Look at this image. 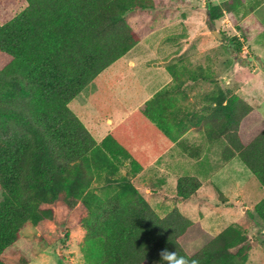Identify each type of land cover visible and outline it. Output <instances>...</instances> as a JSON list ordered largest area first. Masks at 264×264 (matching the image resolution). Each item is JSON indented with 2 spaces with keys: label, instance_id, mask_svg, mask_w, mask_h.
Instances as JSON below:
<instances>
[{
  "label": "trees",
  "instance_id": "16d2710c",
  "mask_svg": "<svg viewBox=\"0 0 264 264\" xmlns=\"http://www.w3.org/2000/svg\"><path fill=\"white\" fill-rule=\"evenodd\" d=\"M24 1L18 13L0 23V264H5L3 251L17 239L22 223L40 204L55 201L68 209L78 204L84 208L80 249L87 264H160L165 248L198 264H245L255 240L248 243L234 226L188 255L178 239L188 232L194 237L188 245L192 247L200 239L192 229L195 223L177 208L159 217L129 181L147 162L140 145L154 143L159 135L182 144L177 141L181 132L169 127L173 120L171 124L161 114L147 112L149 105L162 107L161 100L147 101L99 143L67 106L137 42L123 20L126 10L152 9V1ZM227 6L225 12L231 15L238 0H229ZM206 9L210 21L221 16V11L212 13L209 2ZM232 40L238 49L240 43ZM210 96L205 138H222L221 159L236 157L264 191V128L249 140L239 130L245 116L257 113L228 90L218 88ZM123 160H128V170L115 179ZM101 178L117 184L107 196L92 188ZM199 186L195 177L178 176L174 195L192 199ZM249 209L264 227V196Z\"/></svg>",
  "mask_w": 264,
  "mask_h": 264
},
{
  "label": "rangeland",
  "instance_id": "374dc122",
  "mask_svg": "<svg viewBox=\"0 0 264 264\" xmlns=\"http://www.w3.org/2000/svg\"><path fill=\"white\" fill-rule=\"evenodd\" d=\"M151 1L152 9L126 10L124 22L131 24L138 35L143 32L142 28L137 30L141 25L160 28L153 40L156 56L172 55V58L166 69L163 66L159 69L163 68L170 74L177 92H182L179 90L182 85L187 86L185 94L192 98V111L197 112L200 105L202 112L209 113L210 95L216 93L220 86L224 87L221 79H227L230 90H236L235 95L257 113L245 116L239 125L240 135L246 140L252 138L264 128V1L252 14H244L242 18H237L236 9L231 15L225 12L228 0ZM206 2L213 7L214 15L221 11V16L210 21ZM24 6V0H0V23L11 19ZM212 30L220 33V37ZM232 39L240 43L238 49ZM145 44L148 43L144 40L139 45ZM97 101L98 97H94L93 103ZM68 107L71 109L70 103ZM200 133L201 129L193 136L190 134L191 142L200 141ZM177 145L173 150L185 147L183 143ZM207 150L205 144V154L198 161L181 162V158H172L170 162L173 164L162 165L176 173H169L170 176L173 174L172 179L165 182L164 187L170 191L163 200L157 194L158 202L163 204L165 212L177 208L195 223L192 229L200 239H196L198 241L192 247L188 248V245L195 242L194 237L188 232L178 239L188 255L226 227L234 226L246 236L248 243L255 240V245L247 251L248 264H264V227L249 209L263 197L264 191L236 157L221 162L209 159ZM117 174L113 175L115 179L120 177ZM182 175L195 177L201 184L191 200L177 198L172 190L174 177ZM152 183L156 184L155 181ZM116 187V183L105 184L102 178L92 183V188L100 196L109 195ZM2 197L0 189V201ZM84 213L80 204L71 209L61 201L40 204L22 223L17 239L3 251V262L87 264L80 249L84 233L79 221ZM33 216L40 220L33 221Z\"/></svg>",
  "mask_w": 264,
  "mask_h": 264
},
{
  "label": "crops",
  "instance_id": "0c3cea01",
  "mask_svg": "<svg viewBox=\"0 0 264 264\" xmlns=\"http://www.w3.org/2000/svg\"><path fill=\"white\" fill-rule=\"evenodd\" d=\"M222 1L225 0H220L219 2ZM263 1L238 0L237 18H242L247 13L252 14ZM129 26L135 32L133 26L131 24ZM141 28L142 34L138 35L135 32L138 36L137 42L84 85L69 100L67 106L70 103L71 109L68 108L82 123L93 140L99 143L111 129L123 122L133 112L144 109L147 101L151 99L161 100L162 107L155 108L149 105L147 112L150 114H161L165 122L168 120L171 123L173 120L175 122L174 125L169 127L172 131L174 129L175 132H181L177 141L180 140L181 143L185 144L188 150L184 151L178 147L174 151L173 147L177 143L169 140L166 135H159L154 143H144L139 146V149L143 150L147 156V162L139 172L128 176V179L155 213L162 217L168 211L165 212L163 210V204L161 205L158 202V198L160 197L163 200L164 196L167 195V191H170H166L164 184L170 181L173 174L176 173L170 167L165 169L162 165L173 164L170 162L172 158L175 160L181 158V162L191 159L198 161L205 154V144H207L209 159H219L221 162H225L222 161L220 156L224 141L222 138L205 139L204 120L208 113L202 112L200 105H198L199 110L197 112L192 111L193 106L190 104L192 98L187 93L185 94L186 85L180 87L181 93L177 92L175 86L172 85L174 84V82L172 83V77L163 69H166V65L170 62L172 55H164L158 58L155 51L156 45L153 43L154 35L160 28L155 29L151 28L150 25H141L137 30ZM144 40L148 44L139 45ZM160 66H163V68L159 69ZM221 80L224 82V87L220 86L219 89L228 90L230 94H236V90H230L228 84H226L227 79ZM176 82L179 83L180 81L176 78ZM94 97H98V101L95 104L93 103ZM210 102L212 107L213 101L211 100ZM200 129V141L191 142L190 134L193 136L196 132H200ZM171 149L173 152H170ZM179 152L180 154H178ZM127 167L128 160L121 161L117 175L124 176L127 172ZM172 172L173 174L170 176L169 173ZM175 180L176 177H174V186ZM153 181H155V185L152 183ZM172 188L174 191V187ZM157 194H159V197ZM248 262L249 256L246 264Z\"/></svg>",
  "mask_w": 264,
  "mask_h": 264
},
{
  "label": "clouds",
  "instance_id": "9594fccd",
  "mask_svg": "<svg viewBox=\"0 0 264 264\" xmlns=\"http://www.w3.org/2000/svg\"><path fill=\"white\" fill-rule=\"evenodd\" d=\"M160 264H198V261L180 256L176 251H169L167 248L159 253Z\"/></svg>",
  "mask_w": 264,
  "mask_h": 264
},
{
  "label": "water",
  "instance_id": "95a60500",
  "mask_svg": "<svg viewBox=\"0 0 264 264\" xmlns=\"http://www.w3.org/2000/svg\"><path fill=\"white\" fill-rule=\"evenodd\" d=\"M212 33H214V35H216L217 37H220L217 31L212 30Z\"/></svg>",
  "mask_w": 264,
  "mask_h": 264
}]
</instances>
